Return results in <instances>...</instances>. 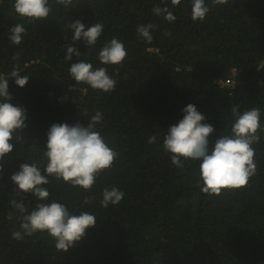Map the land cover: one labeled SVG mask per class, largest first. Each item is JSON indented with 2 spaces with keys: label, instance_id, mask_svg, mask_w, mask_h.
Returning <instances> with one entry per match:
<instances>
[{
  "label": "trees",
  "instance_id": "16d2710c",
  "mask_svg": "<svg viewBox=\"0 0 264 264\" xmlns=\"http://www.w3.org/2000/svg\"><path fill=\"white\" fill-rule=\"evenodd\" d=\"M205 2V19L193 21L192 0L178 6L171 0H73L67 7L49 0V17L28 22L15 12L14 0H0V75L9 78L11 103L27 110L22 138L11 140L12 152L0 160V264H264V0ZM155 6H167L175 22L154 14ZM76 20L103 25L94 46L72 40L69 25ZM18 23L26 33L15 45L9 35ZM149 23L155 26L151 43L137 31ZM112 38L125 45L122 65L98 59ZM68 45L81 55L66 60ZM79 60L93 70L106 68L115 90L75 82L69 68ZM14 67L29 77L24 87L10 77ZM231 78L234 88L216 83ZM188 104L213 125L210 147L230 132L233 106L241 113L261 110V139L252 146L257 172L246 187L208 195L201 190L199 161L185 160L183 168L172 164L163 137ZM97 110L103 118L95 130L118 152L113 166L96 177L91 192L54 176L42 185L50 193L43 203L94 214L96 225L67 252L58 251L46 232L13 239V232H22V216L40 201L17 192L12 175L23 163H36L46 175L49 128L86 125ZM152 135L157 139L149 144ZM113 187L123 199L105 208L103 190ZM85 196L94 199L85 204ZM12 200L23 202L27 213L13 208Z\"/></svg>",
  "mask_w": 264,
  "mask_h": 264
},
{
  "label": "clouds",
  "instance_id": "9594fccd",
  "mask_svg": "<svg viewBox=\"0 0 264 264\" xmlns=\"http://www.w3.org/2000/svg\"><path fill=\"white\" fill-rule=\"evenodd\" d=\"M57 4L70 6L73 0H55ZM173 5H180L181 0H171ZM228 0H212L213 5L227 4ZM15 12L28 22L44 20L52 11L49 0H14ZM152 11L157 16H163L169 22H175L176 16L167 6H155ZM210 11L205 0H192L191 17L193 21H203ZM74 30L72 40L86 42L87 46H94L103 31L101 23L87 26L76 20L69 25ZM155 26L151 23L139 25L137 31L141 37L151 43L153 37L151 30ZM26 28L22 24L11 27L9 40L15 45L22 42ZM171 35V33H166ZM66 60H72L73 56L79 57L81 52L73 45L66 46ZM127 56L125 45L117 38L106 42L98 53V59L105 65H122ZM18 59V56L14 57ZM69 74L77 83H85L92 89L104 92L114 91L116 81L111 78L104 67L93 70V65L84 60L72 63ZM10 77H15V83L24 87L29 77L21 75L17 68H13ZM234 86L236 84L235 78ZM9 78L0 75V160L6 154L12 152L14 144L11 140H20L18 134L27 125V110L19 105L11 103L12 95L9 92ZM220 81L216 80L221 87ZM231 89L230 87H227ZM232 114L234 122L228 134L221 135L210 147L209 137L214 132L211 124L203 123L206 117L200 113L194 104H188L183 112L185 115L166 131L163 137V149L170 154L173 165L183 168L185 160L199 161V181H202L201 190L208 195L220 196L223 191L236 190L246 187L251 177L257 172L255 162V149L253 144L260 142L259 131L261 129V110L253 107L242 113L239 105L233 106ZM87 115V113H85ZM102 113L97 110L88 123L69 125L68 123H55L47 132V144L44 156L47 163L44 167L46 175H42L41 167L36 163H23L20 170L11 177L13 183L18 186L17 192L32 193L40 203L27 213L23 202L12 200L13 208L24 214L21 218V231L12 233L13 239H22L24 235L31 236L38 231L46 232L55 240L58 251L67 252L86 235V230L97 223L94 214L81 212L79 215L70 213L68 207L61 202L43 203L50 193L42 185L50 183L49 176L55 180L76 187L79 186L86 192H91L92 187L104 170L113 166L118 157L116 152L105 141L102 135L96 131V126L102 121ZM156 135L148 139V143H155ZM124 193L118 188H105L101 205L105 208L109 204L117 205L123 199ZM94 199L84 197V203L88 204ZM11 219V215L8 217Z\"/></svg>",
  "mask_w": 264,
  "mask_h": 264
},
{
  "label": "built area",
  "instance_id": "2783aa9c",
  "mask_svg": "<svg viewBox=\"0 0 264 264\" xmlns=\"http://www.w3.org/2000/svg\"><path fill=\"white\" fill-rule=\"evenodd\" d=\"M220 84L222 86L225 85L226 87L233 88V86H234V80L232 79V80L220 81Z\"/></svg>",
  "mask_w": 264,
  "mask_h": 264
}]
</instances>
